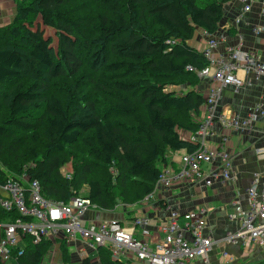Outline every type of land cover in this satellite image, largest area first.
I'll use <instances>...</instances> for the list:
<instances>
[{"label": "trees", "instance_id": "trees-1", "mask_svg": "<svg viewBox=\"0 0 264 264\" xmlns=\"http://www.w3.org/2000/svg\"><path fill=\"white\" fill-rule=\"evenodd\" d=\"M227 1L15 0L11 22L0 26V140L7 139L0 142V181L24 172L39 181L45 198L63 202L83 186L82 196L100 210L141 200L169 151L195 148L181 133L198 130L205 96L186 67L208 61L190 40L199 30H218ZM42 27L56 34V51ZM29 133L34 145L43 139V154L30 147L35 163L24 167L19 147ZM75 145L89 159L61 177L64 154ZM64 243L60 257L68 264ZM51 246L27 240L14 264H40ZM98 257L100 264H125L112 260L107 246ZM79 264L94 263L86 257Z\"/></svg>", "mask_w": 264, "mask_h": 264}, {"label": "built area", "instance_id": "built-area-1", "mask_svg": "<svg viewBox=\"0 0 264 264\" xmlns=\"http://www.w3.org/2000/svg\"><path fill=\"white\" fill-rule=\"evenodd\" d=\"M233 1L239 4L233 17L236 25L243 16L252 12L255 5L258 6V13L264 16V0ZM226 28L229 29L228 25ZM263 29V26L257 25L253 31L258 35ZM224 39L223 34L218 38L207 37L206 45L199 50L208 61L206 67H186L198 79L209 77L211 80L204 94L205 115L198 120L196 133L187 138L195 148L182 153L176 171L172 168L161 169L153 189L138 205L147 206L156 198H163L161 192L174 185L207 187L236 179L227 141L232 131L247 130L264 116V91L245 118L240 119L231 111L217 113L216 109L227 87L237 93L257 81H264V59L240 45L218 51L217 46ZM216 124L220 126L221 138L219 146L212 147L208 144V138ZM254 152L264 158V146L256 148ZM244 194L245 205L242 200L232 201L231 212L227 214L229 219L239 221L238 227L226 233L221 240L226 244L264 247V179L256 175ZM165 209L167 216L157 229L158 237L151 243L123 231L114 221L96 220L86 225L85 213L99 210L87 197L73 195L65 202L54 201L42 195L38 180L30 179L24 172L16 175L8 173L6 179L0 181V215L4 217L0 218V262L15 263L25 252L27 240L32 244L47 240L52 246H59L62 241L69 245L79 240L80 257H87L86 249L97 250L107 246L112 260L120 261L132 255L141 264H188L196 258H207L216 242L205 234V208L180 212L166 205ZM131 224L134 228L144 229L149 224V218L133 217Z\"/></svg>", "mask_w": 264, "mask_h": 264}, {"label": "crops", "instance_id": "crops-1", "mask_svg": "<svg viewBox=\"0 0 264 264\" xmlns=\"http://www.w3.org/2000/svg\"><path fill=\"white\" fill-rule=\"evenodd\" d=\"M239 4L233 0H228L223 7V18L219 28L212 34L197 31L190 40V44L200 50L206 45L207 37L218 38L225 35L224 42L217 46L218 51H225L228 47L240 45L243 49L253 50L264 59V29L256 35L253 28L257 25L264 27V16L258 13V6L255 5L251 13L243 16L238 25L233 22V17L237 13ZM15 13V0H0V26L11 22ZM228 25L229 29L226 28ZM211 80L209 77L200 79L199 87L203 94L208 91ZM187 87H182V90ZM178 89V88H177ZM264 91V81H257L253 85L233 92L231 87H227L218 101L216 112L231 111L238 118H245L248 110L253 107L261 98ZM205 115V106H201L197 120H202ZM183 139L187 140L189 133H181ZM221 129L216 124L213 134L208 138V144L212 147L219 146ZM264 146V116L254 122L250 128L242 132L232 131L227 141L228 151L233 160V170L236 179L224 184H213L211 186H191L186 184L174 185L169 190L161 192L163 198H156L147 206L133 205L132 211L136 212L134 217L146 216L149 224L144 229L131 227V231L126 230L133 217L126 212L118 210L107 212L102 210H89L84 218L86 225L91 221L109 220L116 222L125 232L132 233L138 239H146L151 243L158 237L157 229L164 222L167 211L166 205L178 209L180 212L195 210L204 207L206 210L207 227L205 234L210 235L215 240L216 245L207 255V258H196L188 264H259L264 262V247L246 246L223 243L221 238L228 232L238 227V220H231L227 214L231 212V202L242 200L245 205V188L250 185L252 179L257 175L264 179V158L255 155L254 150ZM184 149L169 151L166 157V164L161 165V169L172 168L177 170L180 165V156ZM130 209V210H131ZM126 216L130 219L127 220ZM161 236V235H159ZM69 252L72 251L71 262L68 264H79L83 257L78 252L79 240L69 244ZM59 246H51L49 252L43 258L50 260V252H58ZM87 257L91 258L94 264H100L97 250L86 249ZM60 257V253H59ZM52 258V257H51ZM86 258V256H85ZM125 264H141L135 256L128 255L122 258ZM55 264H63L61 257L57 258Z\"/></svg>", "mask_w": 264, "mask_h": 264}, {"label": "rangeland", "instance_id": "rangeland-1", "mask_svg": "<svg viewBox=\"0 0 264 264\" xmlns=\"http://www.w3.org/2000/svg\"><path fill=\"white\" fill-rule=\"evenodd\" d=\"M92 9L93 8L90 6L87 9V11H90ZM42 29L44 30L45 37H49L50 38L51 46H52L53 50L56 51V49H57V43H58L56 34L50 28L42 27ZM98 77L100 79H104V76L101 73L98 74ZM66 82H71V81L68 80ZM188 82L190 83V85H189V83L186 82L188 84V87H194V86L196 87L197 86V85H192V83L190 81H188ZM85 87L86 86H83V85L79 86V88L76 91L75 98H78L80 96L79 95L80 94L79 93V90L82 89V88H85ZM187 89L188 88H186L185 90H187ZM196 89L197 90H200L199 85L196 87ZM176 90L177 91H181V88H178ZM3 93H4V89L2 88L0 90V109H2V113H0V117L2 116V114L4 112V105H3V101H2V99L4 97L3 96ZM96 96H98V95H96ZM30 134L31 133L26 134V135H23L25 137V141L19 147V154L25 160L24 163H23L24 164L23 165L24 167L32 166L35 163V158L33 156H30L32 154H30V152L27 151L30 147H33L34 146L35 151L37 152V154L39 156H41L43 154V139L41 137H39V142L36 145H34L32 143V141H31V139H29L27 137ZM14 135L15 136H19L20 134L19 133H14ZM1 141L3 143H6L7 142V139L6 138H1L0 142ZM88 159H89V157L86 154V149H84V147L82 145H75V146L69 147L67 149L66 153L64 154L63 160L65 162L62 163L61 166H60V168H59V173H60L61 177L70 178L72 176V174H73L75 161H77V160L85 161V160H88ZM106 173L103 170H96L95 175L96 176L98 175L100 177H106ZM81 188H82V190H80V192H79L80 194L79 195L82 196V195H84L86 193L87 189H86V187H83V186ZM139 201H136L137 203H134V204H137L138 205V202ZM134 204L133 203L132 204H127V203L121 204V203H119L112 210H102V211L112 212V211L118 210V212L119 211L126 212L127 214H130V217H134V215H136V212H133L132 209H131V208H133V205ZM126 219L129 220L130 218L128 216H126ZM127 222L129 223V225H126L127 226L126 230L131 231L132 230L131 229V227H132L131 220L130 221H127ZM64 246H65V249L68 251L69 260L71 262L72 254H70V253L72 251L69 252V245L66 242L64 243ZM59 253L61 254V249L58 250L57 254H56V252L54 254L53 251L50 252L49 255H48V256H50V260H48L47 259L48 257H46V259L42 260V262L40 264H55L56 261H57V258H60L59 257ZM6 264H14V263H12L11 261H8Z\"/></svg>", "mask_w": 264, "mask_h": 264}]
</instances>
